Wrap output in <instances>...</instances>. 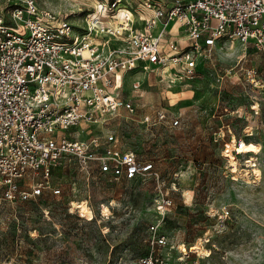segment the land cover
Returning a JSON list of instances; mask_svg holds the SVG:
<instances>
[{
    "label": "rangeland",
    "instance_id": "obj_1",
    "mask_svg": "<svg viewBox=\"0 0 264 264\" xmlns=\"http://www.w3.org/2000/svg\"><path fill=\"white\" fill-rule=\"evenodd\" d=\"M36 1L41 9L77 13L75 19L95 2ZM74 18L70 39L84 28ZM197 75L189 86L136 75L143 107L67 133L85 142L115 133L123 150L153 163L163 185L152 176L115 181L64 154L48 177L59 194L46 188L39 197L8 202L0 186V264H132L149 250L152 223L166 237L168 264H264V53L252 45L223 47L198 63ZM133 77L124 87L128 98ZM151 106L180 126L142 122L153 117ZM235 145L242 154L232 155ZM250 156L254 167L245 162ZM161 193L172 201L164 216L155 210Z\"/></svg>",
    "mask_w": 264,
    "mask_h": 264
},
{
    "label": "built area",
    "instance_id": "obj_2",
    "mask_svg": "<svg viewBox=\"0 0 264 264\" xmlns=\"http://www.w3.org/2000/svg\"><path fill=\"white\" fill-rule=\"evenodd\" d=\"M73 14L41 9L36 0H4L0 6V186L5 201H27L46 188L59 194L48 177L64 154L115 181L152 176L163 185L153 163L123 150L115 133L92 135L88 142L69 139L67 133L143 107V81L136 75L153 73L189 86L198 76V63L217 49L238 43L264 53V0H136L133 5L95 0L81 18ZM72 17L84 28L70 39ZM132 76L128 98L124 87ZM151 109L153 117L146 114L142 122L180 126L177 118L167 119L162 107ZM253 157L245 160L251 167ZM26 178L32 182L22 188ZM161 194L155 210L164 216L172 201ZM78 207L77 216L84 218ZM148 233V252L132 264H168L166 237L154 223Z\"/></svg>",
    "mask_w": 264,
    "mask_h": 264
},
{
    "label": "bare ground",
    "instance_id": "obj_3",
    "mask_svg": "<svg viewBox=\"0 0 264 264\" xmlns=\"http://www.w3.org/2000/svg\"><path fill=\"white\" fill-rule=\"evenodd\" d=\"M172 25V23H170V26ZM172 28H174V26L172 25ZM171 28V29H172ZM173 30V29H172ZM239 142L240 141H236L235 143H237V144H239ZM236 146V145H235ZM238 148H240L239 146H236L235 148H234V150H232V152L234 151V152H236V154H242V153H240L239 152V149ZM231 152V153H232ZM226 154H228L227 155V157H228V159H229V161L232 163V164H234V160H233V158H232V156H230V154L229 153H226ZM252 154V153H251ZM255 174V173H254ZM256 175V174H255ZM79 208V207H78ZM82 211H84V212H86V213H88V209H83ZM79 213L81 214V215H83L84 216V214L79 210ZM85 217V216H84ZM192 252V251H191ZM182 253H184V252H182ZM185 254H188V253H185Z\"/></svg>",
    "mask_w": 264,
    "mask_h": 264
},
{
    "label": "crops",
    "instance_id": "obj_4",
    "mask_svg": "<svg viewBox=\"0 0 264 264\" xmlns=\"http://www.w3.org/2000/svg\"><path fill=\"white\" fill-rule=\"evenodd\" d=\"M40 8V7H39Z\"/></svg>",
    "mask_w": 264,
    "mask_h": 264
}]
</instances>
